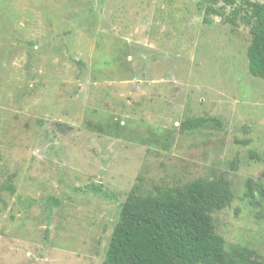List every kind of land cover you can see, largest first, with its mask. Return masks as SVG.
Wrapping results in <instances>:
<instances>
[{"label":"rangeland","instance_id":"374dc122","mask_svg":"<svg viewBox=\"0 0 264 264\" xmlns=\"http://www.w3.org/2000/svg\"><path fill=\"white\" fill-rule=\"evenodd\" d=\"M252 3L0 0V264H103L134 188L198 179L233 193L226 250L264 264Z\"/></svg>","mask_w":264,"mask_h":264},{"label":"trees","instance_id":"16d2710c","mask_svg":"<svg viewBox=\"0 0 264 264\" xmlns=\"http://www.w3.org/2000/svg\"><path fill=\"white\" fill-rule=\"evenodd\" d=\"M248 11L254 19L248 48L251 72L264 78V4L252 3ZM232 199L225 180L198 179L145 197L134 188L103 264H263L252 260L244 247L227 251L215 231L213 214L229 207Z\"/></svg>","mask_w":264,"mask_h":264}]
</instances>
